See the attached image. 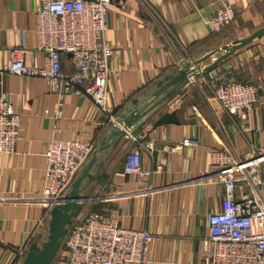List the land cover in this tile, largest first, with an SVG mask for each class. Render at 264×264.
I'll return each instance as SVG.
<instances>
[{"label":"crops","instance_id":"0c3cea01","mask_svg":"<svg viewBox=\"0 0 264 264\" xmlns=\"http://www.w3.org/2000/svg\"><path fill=\"white\" fill-rule=\"evenodd\" d=\"M225 3L235 19L216 33L210 21ZM40 6L41 0H0V93L22 116L16 151L0 155V264H25L32 244L46 241L50 211L40 203L46 154L54 138L76 136L94 144L91 158H97L95 180L81 186L90 200L80 215L117 216L124 228L150 232L149 264H204L200 241L208 234V215L224 209L226 187L196 180L215 170L213 151L228 146L244 155L264 145V38L215 66L223 79L262 84L251 111H224L204 70L226 46L264 26V0H111L105 40L119 48L108 80L113 124L76 95L62 98L64 114L55 120L61 98L42 79L3 71L10 51L22 44L28 64L42 62L33 33ZM166 113L179 123H159ZM137 137L153 146L142 153V178L124 171ZM260 193L264 198V187Z\"/></svg>","mask_w":264,"mask_h":264},{"label":"built area","instance_id":"2783aa9c","mask_svg":"<svg viewBox=\"0 0 264 264\" xmlns=\"http://www.w3.org/2000/svg\"><path fill=\"white\" fill-rule=\"evenodd\" d=\"M110 7L111 0H41L33 33L42 62L33 59L28 64L24 44L9 53L4 72L42 79L61 98L55 120L64 114L62 98L76 95L90 99L107 124L117 122L108 104L110 62L119 54V48L110 47L105 40ZM234 19L232 6L225 3L210 23L219 33ZM205 75L214 99L233 116L251 111L263 91L262 84L223 79L215 68ZM21 122L8 94L0 93V155L16 151ZM134 143L125 157L124 171L142 178L147 175L142 153H152L153 146L143 143L141 137L134 138ZM93 151L94 144L79 136L52 140L40 199L45 209L51 211L65 202ZM211 163L215 166L212 174L196 181L223 183L226 203L222 211L208 215V234L200 241L204 264H264V198L260 193L264 187V145L252 147L244 155L223 146L211 153ZM153 241L147 230L124 228L117 216L108 218L92 211L69 228L64 249L52 264H149Z\"/></svg>","mask_w":264,"mask_h":264},{"label":"water","instance_id":"95a60500","mask_svg":"<svg viewBox=\"0 0 264 264\" xmlns=\"http://www.w3.org/2000/svg\"><path fill=\"white\" fill-rule=\"evenodd\" d=\"M263 38L264 26L253 32L250 36L236 40L226 46L224 49L225 54L220 57L217 64L207 68L204 72L214 69L218 63L227 60L239 50L244 49L255 41ZM139 118L140 116L137 115L135 118L128 120L124 129L131 127L133 123H136L139 120ZM159 123L178 124L179 120L175 114L166 113L160 118ZM124 131L122 133H124ZM96 160V156H92V158L90 157L80 172L82 174L79 177L77 176L72 183L70 191L65 198V202L52 208L48 225V239L41 245L36 242L32 244L27 253L25 264H52L54 262L61 249L62 243L68 234L69 228L82 212L83 203L90 200V198H84L82 196L81 186L86 179H88L90 183L95 180V177L91 174V170L95 165Z\"/></svg>","mask_w":264,"mask_h":264},{"label":"trees","instance_id":"16d2710c","mask_svg":"<svg viewBox=\"0 0 264 264\" xmlns=\"http://www.w3.org/2000/svg\"><path fill=\"white\" fill-rule=\"evenodd\" d=\"M244 83H245V82H244ZM85 215H86V214H85ZM85 215H84V216H81V215H80V216L74 221L73 225L80 223V222L84 219ZM63 249H64V242L62 243V246H61L60 251H62ZM60 251H59V252H60Z\"/></svg>","mask_w":264,"mask_h":264},{"label":"rangeland","instance_id":"374dc122","mask_svg":"<svg viewBox=\"0 0 264 264\" xmlns=\"http://www.w3.org/2000/svg\"><path fill=\"white\" fill-rule=\"evenodd\" d=\"M255 42H257V41H255ZM252 44H254V43H252ZM252 44H251V45H252ZM251 45H249V46H251ZM249 46H247V47H249ZM247 47H245V48H247ZM47 239H48V235L46 236V240H47Z\"/></svg>","mask_w":264,"mask_h":264}]
</instances>
